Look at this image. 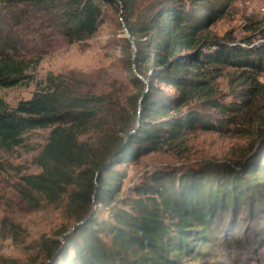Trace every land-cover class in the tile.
<instances>
[{"label":"trees","instance_id":"trees-1","mask_svg":"<svg viewBox=\"0 0 264 264\" xmlns=\"http://www.w3.org/2000/svg\"><path fill=\"white\" fill-rule=\"evenodd\" d=\"M6 1L17 27L30 32L38 27L69 44L89 40L103 25L105 9L120 8L136 49L132 61L126 36L131 51L126 64L136 88L127 98L133 114L121 120L116 136L102 138L100 150L80 138L102 113L104 100L75 94L63 81L51 79L46 89L19 102L13 112H0V143L8 147L19 145L29 131L52 128L36 159L42 171L26 182L52 204L66 197L65 210L76 225L60 232L62 240L46 244L47 261L61 253L64 264H190L210 256L216 241L233 239L238 250L263 241V130L251 144L253 151L257 145L252 158L235 166L212 164L181 177L163 171L122 194L127 168L141 158L165 149L181 156L179 147L187 135L222 131L223 120L235 123V116L247 115L264 96L259 80L264 43L209 35L229 0L216 9L207 7L211 0H192L189 8L184 0H158L138 15V0ZM22 41L0 33L3 87L16 86L24 77L22 63L13 59L25 48ZM227 67L244 70L241 78L247 86L238 103L223 105L216 84ZM196 101L226 117L216 119L193 109ZM116 163L123 165L122 171H115Z\"/></svg>","mask_w":264,"mask_h":264},{"label":"rangeland","instance_id":"rangeland-1","mask_svg":"<svg viewBox=\"0 0 264 264\" xmlns=\"http://www.w3.org/2000/svg\"><path fill=\"white\" fill-rule=\"evenodd\" d=\"M154 1L158 0H138L135 14L141 13ZM226 1L211 0L207 7L216 9ZM262 1L229 0L228 10L208 30L209 35L224 39L230 34L237 43L248 37L253 38L252 43L264 39V14L257 10ZM191 2L184 0L188 8ZM8 3L0 0V33L23 40L21 45L25 48H20L13 59L22 63L25 72L16 86L0 85V112H13L19 102L30 100L35 93L46 89L51 79L63 81L75 94L104 100L103 114L80 138L100 150L103 147L100 145L102 138L116 136L121 120L133 114L127 98L135 93L136 88L126 64L131 51L122 30V10L119 8L117 12L106 8L104 23L93 37L69 44L60 36L50 35L38 27H33L32 32L17 27L11 18ZM242 73H245L242 69L227 67L217 79L219 102L223 105L241 100L240 92L247 86L241 78ZM259 80L264 84V74ZM161 87L174 93V89L164 84ZM256 103L247 115L235 116V123H232L234 120L230 123L223 120L222 131H198L187 135L179 147L181 156L177 151L165 149L141 158L139 163L127 168L128 176L124 180L122 194H126L132 185L152 182L159 172L176 171L177 177H181L212 164L228 165L252 158L257 145L253 151L251 144L257 141L258 132L264 131V96ZM191 107L216 119L226 117L219 111L204 109L199 101L192 103ZM51 130L29 131L22 135L19 145L8 147L0 143V261L46 264V244L57 238L62 240L60 232L73 229L76 225L65 210L66 197L52 204L26 182L27 177L42 171L36 159L48 143ZM122 170L123 165L116 163L115 171ZM94 208L101 209L99 204H95ZM103 217L107 218V215L103 214ZM200 248L205 250L203 246ZM245 248L236 249L233 239L228 243L216 241L214 248H209L210 256L202 257L200 261L192 260L190 264H264V238L256 242L255 247L247 245ZM60 254L51 264H64Z\"/></svg>","mask_w":264,"mask_h":264},{"label":"water","instance_id":"water-1","mask_svg":"<svg viewBox=\"0 0 264 264\" xmlns=\"http://www.w3.org/2000/svg\"><path fill=\"white\" fill-rule=\"evenodd\" d=\"M125 27V26H124ZM125 29H126V36L128 37V39H129V41H130V43H131V45H132V47H133V49H132V61H134V58H135V56H136V49H135V46H134V40H133V38L131 37V35H130V33L128 32V30H127V28L125 27ZM137 77H139L145 84H147V81L145 80V79H143L139 74H137ZM147 86H148V84H147ZM145 96V91H144V93H143V96H142V98ZM235 164L236 163H229V165L230 166H235ZM75 227V226H74ZM51 263V261L50 260H48L47 262H46V264H50Z\"/></svg>","mask_w":264,"mask_h":264},{"label":"bare ground","instance_id":"bare-ground-1","mask_svg":"<svg viewBox=\"0 0 264 264\" xmlns=\"http://www.w3.org/2000/svg\"><path fill=\"white\" fill-rule=\"evenodd\" d=\"M258 12H260V14L262 13V14H264V7H258ZM123 31H124V33H125V35H126V29H125V27L123 28ZM264 43V39H259L257 42H255L254 44H256V45H258V44H263Z\"/></svg>","mask_w":264,"mask_h":264},{"label":"built area","instance_id":"built-area-1","mask_svg":"<svg viewBox=\"0 0 264 264\" xmlns=\"http://www.w3.org/2000/svg\"><path fill=\"white\" fill-rule=\"evenodd\" d=\"M258 7H264V0L262 1V3ZM255 41H257V40H255Z\"/></svg>","mask_w":264,"mask_h":264}]
</instances>
